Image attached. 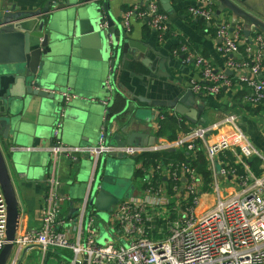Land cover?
I'll return each mask as SVG.
<instances>
[{
  "label": "built area",
  "instance_id": "2783aa9c",
  "mask_svg": "<svg viewBox=\"0 0 264 264\" xmlns=\"http://www.w3.org/2000/svg\"><path fill=\"white\" fill-rule=\"evenodd\" d=\"M196 1L189 6L191 16L216 28L221 41L217 49L228 57L227 68L234 75L217 71L211 60L196 53L189 43H180L172 48V54L184 65L193 64L197 72L188 86L195 94L218 95L237 80L252 89L247 100L261 104L263 35L256 33L253 42L243 46V25L232 29L229 23L217 22L216 0ZM134 19L154 30L160 44L170 40V16L160 0H136L122 12V24L128 34ZM63 96L65 102L76 97L71 92ZM165 114L163 110L155 113L152 124L156 135ZM158 138L155 145H108L103 126L94 147H69L56 139L49 148L53 161L61 156L74 161L80 155L91 157L89 191L75 218L68 219L62 205L69 198L59 192L60 182L53 167L46 180L41 227L17 234L11 264H26L19 261L21 252L33 247L41 251V264H46L49 254L58 248L74 253L68 264H264V154L241 128L238 114L229 113L214 124L194 125L176 140ZM170 148L204 151L211 171L210 189H205L203 174L188 162L158 161L149 166L138 162L135 171L141 174L137 193L119 201L110 212L115 240L105 245L97 243L96 218L88 203L104 153L137 157ZM255 157L261 160V175L249 163ZM7 224L8 206L0 184V252L8 243Z\"/></svg>",
  "mask_w": 264,
  "mask_h": 264
},
{
  "label": "crops",
  "instance_id": "0c3cea01",
  "mask_svg": "<svg viewBox=\"0 0 264 264\" xmlns=\"http://www.w3.org/2000/svg\"><path fill=\"white\" fill-rule=\"evenodd\" d=\"M47 1L0 0V9L4 6L7 8L16 6L17 11L33 12L42 9ZM109 1L112 13L119 19L122 12L136 2V0ZM57 2L61 6L62 2ZM171 2L174 8V13L169 14L172 35L165 45L160 44L157 33L143 24L141 20L134 19L132 21V30L128 35L132 45L137 46L139 50L135 52L131 49L132 53L126 55L123 70L126 73L128 89H131L130 86L134 88L132 83L143 88V90L133 91L137 96L145 95L151 99L167 98L172 96L170 91H174L173 94H176V92L177 94H183L186 89L190 88L188 86L189 81L191 78L197 77V72L193 64L184 65L179 57H175L172 54L173 45L176 43H189L196 53L211 60L217 71L228 72L230 76L234 75L227 68L228 57L221 54L217 49L221 41L217 37L216 28L210 27L202 19H194L191 16L189 6L197 4V1L171 0ZM92 9L84 6L78 12L80 16H83L78 17L79 21L76 24V34L81 38L85 46L83 51L80 49V61L83 64L78 67L74 80L70 85H67L66 92H71L76 97L63 104L65 108L62 117L57 122H53L54 120L51 117L44 118L42 111L39 110L38 103L33 101L22 114V123L28 129V131L23 133L26 135L23 140H29V145H23L20 139L16 141L14 135L8 140L0 136V144L8 161L11 180L20 208L21 221L18 234L32 228L38 229L41 227V214L46 203V180L51 175L50 172L53 167H55V177L60 182L58 185L59 192L69 198L62 205L63 213L68 219L71 218L73 220L75 218L76 212L85 201L89 191V181L84 180L86 179L85 173L79 177L81 165H77L76 161L64 156L53 161L49 148L56 139L62 145L83 148L97 146L100 140V132L104 126L102 117L95 114V112L88 116L89 113L87 114L80 109L88 106V101L103 94L97 87L108 77V67L104 61L109 58L111 53L107 33L100 27L98 12ZM215 9L217 22L229 23L232 29L238 24L243 25L244 31L243 37H241L244 40L243 46L247 43L251 44L256 33L264 37V27L254 24L240 13L242 11L249 14L253 19L264 25V0H216ZM44 18L47 21L48 18L45 16ZM32 22L34 21L32 20ZM54 24L58 30L64 28L62 21H56ZM245 31H251L250 35H247ZM159 51H161V57ZM238 57L240 58V56ZM160 60L162 69H159L160 75H158L155 68L157 65L158 68L161 66L159 64ZM183 65L184 68L182 69L181 66ZM151 66L155 68L152 70ZM262 74L264 76V60L262 63ZM140 80H144L148 84ZM153 81H157L158 84L161 82L162 84L167 83L169 89L167 91L169 93L166 95L161 93L160 90L162 88L154 89L155 85L152 86L150 84ZM145 84L149 85L148 90L145 89L147 86ZM103 90L105 89L103 88ZM251 92L252 89L249 86L235 80L230 87H224L218 95L196 94L198 106L201 108V115L195 120L185 117L187 119L186 123L190 124V128L194 125H210L224 119L229 113H236L240 118V126L243 131L264 154V101L259 105L250 103L247 100V95ZM90 102L92 103L93 101ZM136 103L142 111L131 113L133 128L149 135L156 134L152 122L155 113L161 111V109ZM94 109L102 111L99 106H95ZM166 110V113L170 112V115L178 119L184 117L174 109L166 108ZM121 120L123 118H120ZM56 128L58 130H55ZM181 133L183 132H179L178 136ZM57 135L58 137H56ZM23 149L35 150L40 155L37 162L30 165L32 167L29 170L18 172L10 162L9 153L10 151H22ZM79 157L81 159L88 158L87 155H80ZM137 181L139 183V178L135 177V184H137V189H139ZM222 182L224 183L223 180ZM73 184L77 185L69 188V185ZM132 192L129 191L131 195ZM40 252L36 247L24 249L21 252L19 261L26 264H34L36 259L33 256L34 254L40 255ZM14 253L15 250L13 249L6 264H11Z\"/></svg>",
  "mask_w": 264,
  "mask_h": 264
},
{
  "label": "water",
  "instance_id": "95a60500",
  "mask_svg": "<svg viewBox=\"0 0 264 264\" xmlns=\"http://www.w3.org/2000/svg\"><path fill=\"white\" fill-rule=\"evenodd\" d=\"M57 1L62 2L61 6ZM160 3L165 12L174 13L171 0H160ZM84 6L98 12L100 27L107 33L111 53L104 61L108 67V77L97 87L103 94L100 93V96L90 100L92 103L88 101V106L80 109L89 113L88 116L95 112L102 117L108 145L158 143V135H149L133 128L131 113L139 109L136 102L155 109L171 108L181 116L194 120L201 115L196 94L190 88L183 94L177 92L173 94L174 91H170L172 96L152 99L145 95H135L134 90H143L135 83H132L134 88L132 86L131 89L127 88L123 63L126 55L132 53L131 49L137 52L139 48L132 45L121 18L115 17L112 13L109 0H48L42 9L33 12L17 11L16 6L10 8L4 6L0 9V136L6 140L15 136L16 141L20 139L23 145H29V140H23L26 136L23 133L28 129L22 123V114L33 101L38 103L44 118L51 117L53 122H57L62 117L65 108L63 94L67 85L74 80L78 67L83 64L80 61V49L83 51L85 46L76 34V24L79 21L78 17H83L78 12ZM240 13L254 24L264 27L249 14L242 11ZM44 16L48 18L47 21ZM56 21H62L64 28L56 29L54 24ZM245 33L250 35L251 31ZM159 52L161 57V51ZM161 63L160 60L159 64ZM181 67L183 69L184 65ZM154 68L151 66L152 70ZM155 69L160 75L162 64L159 68L157 65ZM140 81L147 83L144 80ZM150 84L155 85L154 89L162 88L160 91L165 95L169 93L167 83L158 84L157 81H153ZM148 88L149 85L145 87L146 90ZM95 106L102 108V111L94 109ZM120 118L123 120L120 121ZM39 155V152L30 149L14 150L9 153L10 162L18 172L29 170L32 167L30 165L37 162ZM124 158H127V155L120 153H104L102 156L90 192L88 203L90 213H109L123 197L117 191L126 187L128 182H132L124 173V165L118 162ZM91 162L93 163L91 157L76 160V164L81 166H87ZM9 169L0 144V184L8 206V243L0 252V264H6L14 249V240L21 221ZM86 179L84 180L87 181ZM130 187L132 195L126 193V198L137 193L135 182H132Z\"/></svg>",
  "mask_w": 264,
  "mask_h": 264
},
{
  "label": "trees",
  "instance_id": "16d2710c",
  "mask_svg": "<svg viewBox=\"0 0 264 264\" xmlns=\"http://www.w3.org/2000/svg\"><path fill=\"white\" fill-rule=\"evenodd\" d=\"M202 25V24H201ZM204 26V24H203ZM176 43L173 46L178 45ZM163 111H167L166 108H161ZM165 118L160 121V129L157 132L158 136L166 137L169 140H176L178 138L179 132H188L190 130V124H187V119L182 117L178 119L175 116L165 114ZM136 161L143 162V164L149 166L151 163L157 164L161 161L164 164L170 162L180 163L188 162L190 165L196 167L201 174H203L206 186L205 189H210L208 183L211 181V171L208 169L207 159L203 150H199L196 153L190 152L187 149H176V150H166L163 152L153 153L149 155H141L135 157ZM252 169L257 175H261L262 170L260 169L261 160L257 157L252 158L249 161ZM141 171H137L135 177L140 176Z\"/></svg>",
  "mask_w": 264,
  "mask_h": 264
},
{
  "label": "rangeland",
  "instance_id": "374dc122",
  "mask_svg": "<svg viewBox=\"0 0 264 264\" xmlns=\"http://www.w3.org/2000/svg\"><path fill=\"white\" fill-rule=\"evenodd\" d=\"M138 111H142L141 108H139ZM118 162H121L122 166L124 165L125 175L130 180H132V182H135V169L139 161H136L134 156H127V158L121 159ZM80 167L81 169L79 171V177L85 173V177H87L86 180L88 182L90 179L93 163L91 162L87 166L84 165ZM132 182H128V185L126 187L117 191L121 197L123 196L120 199V201H123L126 199L125 194L129 193L130 188H131L130 185ZM75 185L77 184L69 185V188L74 187ZM209 205L210 203H207V206ZM94 215L96 218L95 228L97 232L99 233V235L96 238L97 243H99L100 245H105L107 242H113L115 240V235H114L115 229L110 225V217H111L110 212L109 213H96ZM33 258L36 259L34 264H41V254L40 255L34 254ZM73 258H74V253L71 250L65 249V248H58L55 253L51 252L49 254L46 264H68Z\"/></svg>",
  "mask_w": 264,
  "mask_h": 264
}]
</instances>
